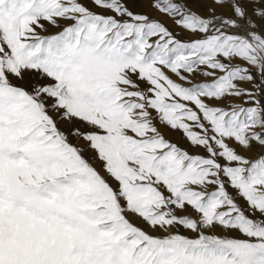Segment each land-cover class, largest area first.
Masks as SVG:
<instances>
[{"label":"bare ground","instance_id":"obj_1","mask_svg":"<svg viewBox=\"0 0 264 264\" xmlns=\"http://www.w3.org/2000/svg\"><path fill=\"white\" fill-rule=\"evenodd\" d=\"M103 1H107V3L104 2L107 5H103ZM181 1L184 2L179 4L178 0H166L168 8L165 12L168 17L162 16V20H158L156 17L148 15L150 7L146 10L147 4L146 6H133V0H51L48 12L52 18L62 16L59 21L55 20L57 27L62 28L75 24L74 27L79 31L88 21L90 24L95 25L97 21L99 23L105 18H111L107 21L108 23L103 22L109 29L113 21L123 22L125 18L130 20L131 25H129L130 31L128 34L132 39H129L128 35V39L124 37L125 45L123 47L129 49L132 47L131 50L135 52L134 55L130 54L132 55L131 66L128 58V62H126L125 56L123 57L119 53L122 51L120 47L117 50L114 47L108 49L107 37L104 38L108 33L106 26L105 31L102 30L103 33L101 31L97 32L102 33L101 35L97 34L98 36H95L96 32L93 31V28L89 26V29L88 27L87 30L85 29L88 25L86 24L80 33H77L75 28L71 26V34L68 33L69 30L65 31L69 35L68 38H64V36L58 38V46L52 43V51H61L66 58L67 63L63 69H58L57 60L49 56L50 49L46 47L45 55H43L46 64L43 66V71L41 70L42 65L39 63L40 58H36V65L33 67L37 66L39 69H34L35 77L23 65L18 68L19 74L25 80L24 84L29 90H33L32 84L29 83L33 80V84L37 83L41 86L47 83L50 78H56V81L61 84L59 92L65 99L63 101L66 102L64 108L72 111L76 118H86L88 141L105 159L107 162L106 167L110 172L113 171L125 176L128 174L126 167L123 165L120 155L116 152V150H120L116 139L125 136L122 129L125 130L128 127L132 132L129 138L123 137L125 138L123 140V151L148 150V153L144 156L146 161H150L152 158V152L156 148V140L148 142L140 139V136L146 134L135 123L130 124L127 122L126 113L122 111L121 101L123 99L126 102L129 99H139L143 101V106L150 110L151 106L148 102L150 93L158 91L155 93L157 98L163 97L164 101L167 98H173L172 93L173 91L176 92L173 87L177 85L176 82L181 86L185 82L177 81L179 79L174 75L175 73L167 71L169 66L167 68L166 61L172 56L177 57L179 55V64L184 67L186 57L182 54L186 53L185 55L189 54L188 56H191L193 53V59L189 60L187 57L189 60L187 65L188 67L196 65L198 70V64L204 59L202 56L203 51L210 60L216 59L218 55L220 56V53H224L229 58L228 64L232 67L238 64L241 67L242 64L236 62L237 58L228 52L229 48H239L247 56L251 54L249 64L253 69H246L244 71L247 74L246 78L242 77L240 79L242 84H238L243 89V100L240 104L241 107L237 108L246 111L245 115L241 114L238 119L247 122L249 127L252 122L247 121L245 117H250L252 115L250 113L253 111V115L256 116L253 119L263 130V134L257 138L252 134L251 137L247 136L251 131H246V128H244L246 123L241 124L244 129H240L241 132H246L238 133L237 136H233L230 130L223 129L222 132L219 129V126L221 124L225 125L226 122L222 118V113L214 112L213 109L225 112L224 101L231 100L234 95H232L233 93H227L228 95H226L224 91L230 89L233 83L228 86L227 83L221 80L224 75L217 68V65L220 66L218 62L209 61L207 67H201L203 64L201 62L199 64L200 70H198L199 75L189 72L184 73L186 78L188 77V84L191 83L189 79L193 76H195L196 81L201 79L203 82L200 87L202 90L200 98L204 102L192 103L188 101L194 109L193 114L197 117V120L192 118V126L196 121L195 126L199 131H196L198 134L195 132L191 135L192 137L189 136L190 140L192 138L193 143L190 146H185L179 140L176 139L180 144L175 141L174 132L169 126L172 113L165 112V119L160 121L161 131L159 130V132L162 133L160 137L163 144L179 148L183 152L186 164L181 170H178L177 161L174 158L172 159V153L169 152V155H163L158 159L155 168L161 170L160 178L171 180L167 184L170 190L178 191L182 196V205L174 207L175 210L171 211L172 216L177 210L188 212L192 209L189 207V205H193L190 194L194 193L193 199L199 204L202 203V208L205 210L199 209L198 213L203 212L206 216V223L210 225V229H207L208 234L211 236L210 240L221 241L218 243L219 246H215V251L206 246V249L202 250L201 253H196L195 264H264V193L263 195L256 194V192L263 191L264 188V150H259L256 141L252 142L255 138L258 142L264 138V115L262 116L264 114V74H261L262 70L264 72V57L259 58L260 47H258L260 37L264 38V0H204L205 2L198 1L197 3L194 0ZM30 2L32 1L30 0ZM119 12L124 18L120 19L115 15ZM171 13H175L176 17L169 16ZM33 15H35V12ZM53 22H50L52 26L56 25ZM249 22H252L251 27L248 24ZM26 26L27 22L25 21L23 30L26 29ZM36 26L33 24L32 28L24 32L22 40H25L30 34L31 36H41L42 32L40 31L42 29H38ZM124 30L126 31V29ZM142 32V36H144L140 46L159 48L162 52V58L166 60L162 61L164 67L161 64H156L158 58L153 60V72H157L156 68L158 66L159 69L160 67L164 69L161 72L159 71V74L155 73L153 79L148 78L151 67L146 66L148 62L144 61L146 59L141 56L145 50L135 46L137 40L141 39L139 34ZM46 34L48 33L46 32ZM69 37H71V42ZM86 39L85 45L77 47L79 43ZM113 40L114 43L117 42V39L113 38ZM40 44L41 42L38 43L36 49ZM48 46L50 45L48 44ZM251 46L257 48V50ZM97 47L99 50L96 49ZM261 54L264 55V49ZM24 55L26 56L27 52H24ZM126 63L127 66L129 65L128 67ZM136 63H139V66L142 64L137 73L135 72ZM179 64L174 65V63H171L170 65L174 66L176 73L182 74L183 68ZM120 72L122 74L126 73L125 75L128 79L131 78L132 83H129L124 75H120ZM155 77L161 79L156 83ZM247 77L251 79L249 80ZM141 78L142 80H140ZM66 81L68 83L64 85L63 83ZM33 97L34 94L31 98ZM37 98L38 95L35 98V106L31 104L33 110L25 107L35 114L36 124L39 121L38 116L40 119L44 118V115H48L54 110H60L64 106L51 103L49 102L50 99L47 98L41 101ZM17 102L16 93L14 94L10 89L0 92V181L2 182L0 186V243L2 244L0 245V264H78L81 256L88 254L89 250L85 225L75 214L68 210L69 223L72 229L69 234L64 233L61 208L52 207L50 210L45 207L41 201L39 191L40 183L47 185L53 195L59 196L69 192L68 187L66 190L62 189V186L55 180L56 175L54 173L44 168L53 161H66L65 148L51 151V145L42 141L44 137H37L40 131L38 127L36 137L32 134L25 140L20 141V135L26 127L27 115L24 109L17 106ZM184 104L186 103L176 104L177 109L182 113L180 116L178 115V129L184 127L186 120L190 119V116L188 117V114L183 112ZM205 104L213 108L206 113V120L198 115L202 114V110L207 111V108L204 107ZM88 118H91V123L87 122ZM16 119H23L24 122L14 124ZM218 133L221 141L219 143L224 144L226 140H229L230 147L226 148L228 152L224 148L226 154L225 157L221 156L223 159L214 156L216 151L214 152L213 145L217 140ZM110 134L116 136L112 137ZM127 135L129 134L127 133ZM239 136L243 137L247 144L252 145L255 154L262 156L260 158L261 162L256 164L257 166L251 165L255 166L250 167L251 171H248V169L242 170L243 175L239 172L238 178L242 177L244 179V176L248 177V172L251 174L254 171L255 179L252 180L253 183L251 182L252 187L250 189L247 188L248 183L246 182L241 186L243 189L234 186L230 182L231 176L235 175L234 171L238 169L239 163H241H238L235 159L237 156L232 147H244L243 144L241 145L239 142H235L236 140H231V138H239ZM9 143H12V148H8ZM81 146L82 143L77 144L74 149L75 153H71L72 158L75 157L80 160L83 158L84 154L81 152ZM19 147L24 151V155ZM190 147L193 150L192 154L190 153ZM135 157L133 154L130 155V166L132 161H136ZM196 162H199L200 165L194 169L190 165ZM64 163H66L67 170L70 173L74 172L76 165H78L77 162L73 161ZM147 173L151 174L152 171ZM47 177L51 180L48 181ZM77 177V175H73L70 179L71 189L68 207L72 197L77 195L79 188V183H76ZM83 178L90 180L91 183L89 187L81 186L79 188L80 195L88 198L85 193L88 190L94 196V199H100L104 196L105 191L98 178L91 173L86 174ZM233 181H236V176H234ZM227 182L229 183L228 186L226 185ZM219 187H223V189L219 190ZM211 189L212 192L209 193L211 199L208 201L210 204L201 201L200 196ZM240 191L246 194L247 197H244ZM219 193L228 196L226 198L228 208H223L224 205L219 204L220 201L218 204L216 200L211 201L213 196ZM154 199L157 200L156 197ZM209 218H211L210 221ZM173 219L176 223V219L174 217ZM173 226L171 225L166 230H173ZM66 239H68L67 242H65ZM172 258L176 264H191L187 259H181L176 255H173ZM161 264H166L164 258L161 260Z\"/></svg>","mask_w":264,"mask_h":264},{"label":"rangeland","instance_id":"obj_2","mask_svg":"<svg viewBox=\"0 0 264 264\" xmlns=\"http://www.w3.org/2000/svg\"><path fill=\"white\" fill-rule=\"evenodd\" d=\"M31 1L32 2H30V0H0V92L10 89L12 92H14V94L16 93V96L18 98L17 106L19 108L24 109L26 112L27 123L26 127H24V131L20 135V141L25 140L28 136L32 134L34 137H36V129L38 127L40 131L38 132L37 137L43 136L44 139L42 141H44V143L46 144L51 145V151L59 150L63 147L65 148L64 155L66 161H53L51 164H48L44 168L54 173L56 175L55 180L62 186V189L66 190L68 187L69 192L67 194H60L59 196L53 195L47 185L40 183L39 191L41 194V201L45 207L50 210L52 207L61 208V220L63 221L62 228L64 233L69 234L70 230L72 229L69 223L68 210L71 213L75 214L85 225V234L87 235V246L89 250L88 254H84L83 256H81L78 264H161V260L163 258L166 264H176V262L172 258L173 255L179 256L181 259H187V261L191 262V264H195L196 253H201L202 250L206 249V246H209L210 250L215 251V246H219L218 243L221 241L210 240L211 236L207 232V229H210V225L206 223V216L203 214V212L198 213L199 209L203 211L205 210L202 208V203L199 204L193 199V197L195 196L194 193L190 194L193 205L191 204L192 206L189 205V207H191L192 209L188 210V212H182L177 210L173 216L171 214V211L175 210L174 207H179L182 205V196L178 191L170 190L169 186L167 185L171 181L170 179L160 178V175L162 173L160 172V169L155 168L156 163L158 159L163 155H169V152L172 153V159L174 158L177 161L176 166L178 170H181L185 166L186 160L184 159L183 152L179 148L163 144V141L160 137V134L162 133L159 132L161 125L160 121L162 119H165V112L168 114L172 113V120H170L169 126L174 132L175 141L179 140L185 146H190L191 143H193L192 138L190 140L189 136L192 137L191 135L195 134V132L198 130L195 126L196 121L194 122V126H192L191 120L192 118H196L197 120V117L195 114H193L194 109L191 106V103H188V101H191L192 103L204 102V100L200 98V94L202 93L200 87L202 86L203 82L201 79L196 81L195 76H193L189 79V81L191 80V83L188 84V77L186 78L184 73L189 72L195 73V75H199V64L203 62L201 67H207L206 65L209 63V61H213L214 63L218 62L220 64V66L217 65V68L224 75L221 80L227 83L228 86L233 83L230 89L224 91L226 92L225 94L228 95L229 93H233L232 95L234 96H232L231 100H226V102L224 101V103L226 104H224V107L226 108L225 112H221L222 110L219 109L215 110L213 108H210L209 105L205 104L204 107L207 108V111L201 109L203 115L198 113L197 114L199 116L201 115V118L206 120V113L208 112V110L213 109L214 112L218 111L217 113H222V118L224 122H226L225 125L221 124L219 126V129L221 131L223 129L230 130L233 136H237L238 133H245L246 131H251V133H249L247 136L251 137L253 135L256 138L259 137L261 134H263V130L258 126L256 121L254 120L256 116L253 115V111L250 113L252 114L250 115L251 118L245 117L247 121H249L250 123L252 122L249 127L247 122L240 121V119H238L241 114L245 115L246 112L245 109H238L239 106L241 107L240 104L243 100V89H241L238 84H242L240 80L242 77H244V79L246 78L247 74H245L244 71L248 68L253 69V67H251L249 64L251 54L247 56V54L242 52L239 48H229L228 52H230L231 55H234L237 58L236 62L242 64L240 65L241 67L238 66L239 64L234 65V67H232L228 64L229 58L226 57L224 53H220V56L218 55L217 58L215 57L216 59L210 60L208 55L204 53L205 51H201L204 59H202L198 64L197 70L196 65H191V67H188L187 65L188 61L194 58L193 53L191 56H188L189 54L185 55L186 53L182 54L186 57V64H184V67H182V64H179V55H177V57L172 56L166 61L165 58H162V52L161 50H159V48L157 49L154 47H150L152 48L150 49L148 47L144 48L143 45L140 46L141 41H143L142 37L144 36H142L143 32L140 33L139 35L141 39L137 40L135 46L137 48L140 47L142 50H145V52H143L141 56L146 59L144 61H147L148 63L150 62L146 65H149V67H151L149 70L150 76H148V78L153 79V75L155 73L159 74L162 70H164L161 67L159 69L158 66V68H156L157 72H153V60L158 58L156 64H161V66L164 67L162 61H166L167 68L169 66L167 71L169 73H175L174 75L177 77V79H179L177 81H184L185 84L181 86L178 82H176L177 85L173 87L176 90V92L173 91L172 93L173 98H167L166 101H164L163 97L157 98L155 93H157L158 91L150 93L151 95L148 99V102L151 106L150 110L146 109L143 106V101L139 99H129V101L127 102L125 99H123L121 101V105L123 107L122 111L126 113L127 122H129L130 124L135 123V125H137L141 129V131L146 134L144 136H140V139H143L148 142H151V140H156V148L152 152V158L150 159V161H146L144 156L148 153V150H128L125 152L123 151V140L125 139L123 137L129 138L132 132H130V129L128 127H126L125 130L122 129V131H124L125 136L116 139V142L120 147V150H116V152L120 155V159H122L124 163L123 165L126 167V171L128 173L127 175L123 176L113 171L110 172L106 167L107 162L105 161V159L97 150L93 148V145L88 141L86 118H76L72 111L68 110L67 108H64L66 106V102H64L65 99L59 92L61 84L56 81L57 79L52 77L47 83L41 86L37 83L33 84V80L29 82L32 84L33 90H29L26 88L24 84L25 80L21 77L18 70V68L23 65L27 67L32 73V75L35 77L34 69H39V67L33 66L36 65L35 59L40 58L39 63L40 65H42L41 70L43 71V66L46 64V60L43 57V55H45L46 47H49L50 49V53L48 52L49 56L57 60L58 69H63L64 65L67 63L66 58L64 55H62L61 51H52V43L58 46V38L63 36L64 38H68V33L71 34V26L75 28L77 33H80L83 31V28H85V25L88 24L86 25V30L87 27L89 29L90 26V28H93V31L96 32L95 36L101 35L105 31L104 28L106 26V24L104 25L103 22L106 21L105 23H108L107 21H109V19L111 20V18H105L99 23L97 21V24L95 23V25L90 24L88 21L87 23H85L83 28H81L82 31H78L76 27H74L75 24L71 26L67 25L61 28L57 27L55 20L57 19L59 21L62 16H56L52 18L51 14L48 12L50 10L51 0ZM178 1L179 4H181V2H184L181 0ZM194 1L197 3L198 1L204 0ZM104 2L105 1H103L102 4L107 5L105 4L107 3V1L105 3ZM160 2L161 0H133L132 5L146 6L147 4L148 7L146 8V10L150 7L148 9V15H152L156 17V19L162 20V16L168 17L165 12L168 8V3L166 2V0H163L162 3ZM15 10L16 12H14ZM156 11H158L160 14L158 12L156 13ZM34 12L35 15H33ZM115 15L120 19L124 18V16L120 12L116 13ZM169 16L176 17L175 13H171L169 14ZM25 21L27 22V26L26 29L23 30V24L25 23ZM52 21H54L53 23L56 25L52 26V23H50ZM33 24L37 25L36 27L38 29H42L40 31L42 32V35L37 37L35 35L31 36L30 34L25 40H22V34L32 28ZM248 24L250 27L252 26V22H249ZM129 25H131V21L127 18H125L123 22L113 21V24L109 26V29L106 26V31H108V33L106 34L107 36H105L104 38L107 37L106 43L109 44H107L109 50L110 47H114L116 50L118 47L121 48L120 50L122 51H120L119 53H121L123 57L125 56V61H129L131 66L130 60H132V55L130 54L134 55L135 52L131 50L132 47L130 49L123 47L125 45V42L123 40L124 37H127L128 35L129 39H132L128 34V32L130 31ZM124 29H126V31ZM68 30L69 32L66 33L65 31ZM86 30H84V32H86ZM45 31L48 34H46ZM100 31L102 33H97ZM30 36L31 38H29ZM113 38L115 40L117 39L116 43H114L115 41L113 40ZM254 38L256 39L255 36ZM69 39L71 42V37H69ZM127 39L125 40L127 41ZM39 42H41V44L39 45L38 49H36V46ZM86 42L87 39L83 40V42L79 43L77 47L85 45ZM48 44L50 46H48ZM251 47L257 50V48L253 46ZM258 47H260L259 58L264 57V55L261 54L264 49V38L260 37ZM96 49L99 50L98 47ZM154 49H156L157 51ZM24 52H27L26 56L24 55ZM199 55H201V53H199ZM187 57L189 60L187 59ZM150 59L152 60L150 61ZM171 63H174V65L178 63L183 68V73H176L174 66L170 65ZM141 65L142 64H140L139 66V63H136V73L140 70L139 68H141ZM130 71L133 72L132 69H130ZM125 74H122L120 72V75H124V78L128 80L129 83H132L130 80L131 78L128 79ZM261 74H264L263 70ZM160 76L163 79V76L161 74ZM161 78L155 77L156 83ZM247 79L250 80L251 78L247 77ZM140 80H142V78ZM37 81L39 82V80ZM67 83L68 82L66 81L63 84L66 85ZM252 86L256 87V85L253 84ZM33 94L34 97L31 98ZM36 95H38L37 100L39 101L46 100L47 98L50 99L49 102L51 103L64 106L60 110H54L50 114L44 115V118L41 119L36 113L39 120L38 124H36L35 114L25 108L27 107L33 110L31 104L35 106ZM171 99L174 100L171 101ZM178 103H186L183 105V112H186L188 114V117L190 116V119L186 120V122L184 123V127H181L179 129L177 128L179 120L178 117L182 113L177 109L178 107L176 104ZM263 115L264 114H262V116ZM14 121V124L18 122H24L23 119H16ZM87 122L91 123V118H88ZM243 123H246V126H244V128H246V131L241 132L240 129H244L243 127H241V124ZM126 132L129 135H127ZM196 134L198 133L196 132ZM178 135L179 137H177ZM110 136L115 137L116 135L110 134ZM232 138L231 140H236L235 142H239L241 145L243 144L244 147H232L236 152L237 157L234 156L235 159H237L238 163H241H239L238 169L234 171L235 175H233V177L231 176L230 182L234 184V186L239 188L242 186V184H244V182H246L248 183L247 188L250 189L253 183L252 180L255 179V175L253 173L254 171H252L253 174L251 173L253 176L248 172V177L244 176L245 180L242 177L238 178V175H240L241 173L243 175V171L247 169L248 171H251V168L255 167L251 165L259 164L261 162L260 158H262V156L260 154H255L253 152L254 148L252 147V145L247 144V141L243 137L239 136L240 140L236 137ZM256 138L252 142L256 141L259 145V150H264V138L260 139L259 142L256 140ZM219 139L220 135L218 133L217 140L215 141L216 143L214 142L213 145L214 152L216 151L214 156L216 158L223 159L222 157H225L227 151L226 148L230 147L228 143L229 140H226V142L222 144L219 143L221 142ZM179 141H177V143L180 144ZM78 143H82L81 152L84 154L81 160L75 157H71V153H75L74 149ZM187 143L189 144L187 145ZM8 148H12V143H9ZM224 148L226 149V151L224 150ZM19 149L24 155V151L21 150L20 147ZM190 153H193L192 147H190ZM131 154L136 156V161H132V165L130 166L129 164L131 163V161L129 158ZM72 161L77 162L78 165H76L75 171L70 173L68 172L66 163L64 162ZM198 165H200V163L196 162L194 164H191L190 166L196 169ZM150 171H152L151 174L147 173ZM88 173H91L96 178H98L100 185L105 191V194L102 198L94 199V196L91 195L88 190L85 191L88 198H84L82 195H80L79 188L81 186L89 187L91 183L90 180L83 178ZM73 175L78 176L76 178V183H79V188L77 191V195H74L72 197L70 205L68 207L71 189L70 179ZM234 176H236V181H233ZM47 180L50 181L51 178L47 177ZM1 185L2 182L0 181V186ZM226 185L228 186L229 183L227 182ZM222 189L223 187H219V190ZM240 189H243V187H241ZM210 192H212V189L208 192L205 191L204 194L200 196L201 201L203 200L204 202L208 203V201H210L211 199L209 195ZM240 193L243 194L244 197H247V195L243 192L240 191ZM263 193L264 188L263 191L256 192V194L259 195H263ZM234 194L236 195V193ZM153 196L156 197L157 200L154 199ZM227 197L228 196H226L224 193H219L217 195H214L211 201L216 200L218 201L217 204L220 201L219 204L224 205L223 208H228V201L226 199ZM173 217L176 219V223H174ZM210 219L211 218H209V221ZM171 225H174L173 230L167 231L166 229L169 228ZM67 240L68 239H66L65 242H67ZM0 245L2 244L0 243Z\"/></svg>","mask_w":264,"mask_h":264}]
</instances>
